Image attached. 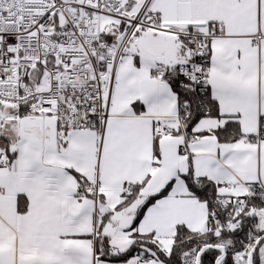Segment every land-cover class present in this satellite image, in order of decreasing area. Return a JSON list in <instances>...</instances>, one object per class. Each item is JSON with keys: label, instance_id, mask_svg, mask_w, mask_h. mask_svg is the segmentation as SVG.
<instances>
[{"label": "snow or ice", "instance_id": "obj_1", "mask_svg": "<svg viewBox=\"0 0 264 264\" xmlns=\"http://www.w3.org/2000/svg\"><path fill=\"white\" fill-rule=\"evenodd\" d=\"M0 264H264V0H0Z\"/></svg>", "mask_w": 264, "mask_h": 264}]
</instances>
